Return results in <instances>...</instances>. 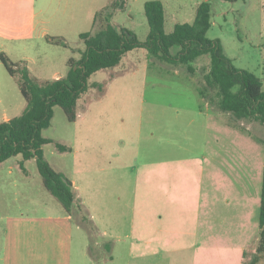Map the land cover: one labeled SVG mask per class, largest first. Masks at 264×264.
Wrapping results in <instances>:
<instances>
[{"label": "rangeland", "instance_id": "1", "mask_svg": "<svg viewBox=\"0 0 264 264\" xmlns=\"http://www.w3.org/2000/svg\"><path fill=\"white\" fill-rule=\"evenodd\" d=\"M60 1L36 0L37 12L41 15L46 9L51 13L56 8L61 11ZM110 1L98 0L102 7ZM146 1L128 0L126 9L117 10L113 16L114 25L133 30L141 41L149 32L144 14ZM160 1L165 10L166 32L178 22H192L198 4L210 2L211 26L206 35L218 38L234 65L256 74L264 89V0ZM71 2L90 5V0ZM84 30H94L91 21ZM66 43L61 46L45 38L25 41L16 45L8 58L26 66L33 78L51 80L55 71L65 75L69 69L66 59L80 58L84 49L75 32L68 33ZM176 51V47L172 48L173 53ZM0 52L6 53L2 47ZM23 54L27 57L21 58ZM209 66L208 55L188 65H171L150 56L144 48H136L126 53L118 65L98 70L87 78L88 88L78 100L75 121H68L60 107H53L51 123L41 135L71 147L72 151L59 152L51 142L42 146L43 155L74 179L76 198L81 195L86 201L98 228L93 242L95 256L103 240L112 238L100 235L101 229L122 233L129 227L137 163H158L165 158H198L204 167V189L210 182L219 187L220 201L248 197L251 222L255 221L251 223L249 238L254 242L258 237L264 123L235 121L200 96L198 90L206 87L204 75ZM206 91V96L214 100V92ZM24 107L18 76L10 75L0 61V120L3 116L19 115ZM21 157L13 156L7 163ZM24 168L30 176L23 181L18 180L21 174L18 168H13L9 176L6 164L1 170L0 215L16 214L21 208L27 209L29 201L45 203V197H51L40 186L35 160H26ZM232 209L223 207L221 213L233 215ZM233 216H237L236 212ZM231 219L227 218L226 225ZM257 242L248 250L245 262L254 254ZM98 264L111 262L101 257ZM118 264L123 261L120 259ZM258 264H264V253Z\"/></svg>", "mask_w": 264, "mask_h": 264}, {"label": "crops", "instance_id": "2", "mask_svg": "<svg viewBox=\"0 0 264 264\" xmlns=\"http://www.w3.org/2000/svg\"><path fill=\"white\" fill-rule=\"evenodd\" d=\"M59 4L61 11L56 8L48 13L44 9L39 15L36 0H0V47L4 54L8 57L16 45L21 46L25 41L45 38L52 43L48 38L55 37L66 42L70 32L79 36L102 8L98 0H90L86 7L84 3L74 5L71 0H61ZM61 76H64L62 72L55 71L52 79ZM3 117L0 121L9 119ZM12 157L0 163V173L6 164L8 176L14 172L13 168H18L21 173L18 180H27L30 175L24 168L26 160L21 157L7 163ZM137 164L128 229L122 233L101 229L100 235L112 237L103 240L112 242L108 260L111 264L113 261L118 264L120 259L123 264L244 262V252L252 249L258 239L256 236L253 242L249 238L255 221L251 222L248 197L242 195L237 201L229 198L220 201L219 187L210 182L204 189V167L198 158H165L158 163ZM51 165L67 176L64 170ZM36 174L40 178L38 171ZM69 179L75 191L77 185L71 176ZM40 186L51 196L45 197V203L29 201L27 209L0 215V264H98L88 252L87 232L44 188L41 178ZM77 198L75 196V203L89 213L86 201L81 195ZM223 207L233 208L232 214L236 212L237 216L223 215ZM227 218H232L229 225H226ZM230 226L234 228L230 230Z\"/></svg>", "mask_w": 264, "mask_h": 264}, {"label": "trees", "instance_id": "3", "mask_svg": "<svg viewBox=\"0 0 264 264\" xmlns=\"http://www.w3.org/2000/svg\"><path fill=\"white\" fill-rule=\"evenodd\" d=\"M127 4L128 0H111L96 11L92 20L94 30L81 32L78 36L84 44L80 58L69 57V69L59 78L39 81L30 75L26 66L12 63L0 52V61L7 72L18 76L19 89L25 99V107L19 115L0 121V163L15 155H21L23 160L34 158L42 185L87 232L88 252L97 262L101 257L111 259L112 242L106 241L99 246V254L95 256L93 242L98 229L89 213L75 203L70 179L45 159L42 146L53 140L41 135L42 130L51 123L54 106L62 109L68 121L76 120L78 100L87 90V78L92 73L118 65L126 53L136 48H144L150 56L171 65H188L196 58L208 55L210 66L204 75L206 87L198 90L200 96L218 110L230 114L235 121L255 120L264 123V89L261 79L253 72L235 66L225 54L221 41L206 35L211 26L210 2L202 1L198 4L192 22H178L170 32H166L162 2L146 1L144 14L149 32L143 41L138 39L133 30L112 23L114 13L125 10ZM48 39L54 44L67 45L60 38ZM174 47L177 51L173 53ZM187 68L191 71L190 67ZM206 90L214 92V100L206 96ZM53 143L59 152L70 150L67 145ZM258 226L259 235L254 254L242 264H258L264 253V152ZM246 256L247 252H244Z\"/></svg>", "mask_w": 264, "mask_h": 264}]
</instances>
